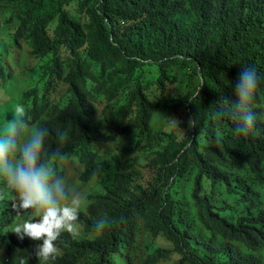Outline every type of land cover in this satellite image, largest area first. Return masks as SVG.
<instances>
[{
  "label": "clouds",
  "instance_id": "clouds-1",
  "mask_svg": "<svg viewBox=\"0 0 264 264\" xmlns=\"http://www.w3.org/2000/svg\"><path fill=\"white\" fill-rule=\"evenodd\" d=\"M120 1L0 0V264H175V207L158 202L171 191L185 230L209 201L231 208L228 223L263 253L264 0ZM183 13L229 95L204 93L224 85L202 74L185 101L126 49L132 21L147 14L175 38ZM199 95L226 121L208 190L202 168L183 181L176 168L193 148ZM161 223L168 233L155 236Z\"/></svg>",
  "mask_w": 264,
  "mask_h": 264
},
{
  "label": "trees",
  "instance_id": "trees-1",
  "mask_svg": "<svg viewBox=\"0 0 264 264\" xmlns=\"http://www.w3.org/2000/svg\"><path fill=\"white\" fill-rule=\"evenodd\" d=\"M67 1L68 3L89 5L94 3L93 0ZM114 1L117 4H122L120 0ZM140 7L144 9L146 5L143 4ZM138 11L146 12L140 11L139 8ZM95 14L98 16L97 12ZM179 17L184 19L182 34H178L174 38L173 33H169L167 39H161L155 29L157 23L149 15H143V23L138 24V21H132L129 26L126 49L141 59L142 67L153 66L161 69L160 73L164 81L175 84L181 93L188 97L185 101H190L193 96L197 95L199 88L203 85L202 74L206 82L222 81L224 85V87L217 88L205 85L204 93H220L219 96L229 95L230 92L225 89L230 85L226 82L227 72L224 70L220 73L212 63L206 67L203 66L208 59L193 45L186 31V20L190 19L191 15L183 13ZM198 97L192 106V113L196 118L193 148L186 151L176 168L180 181H183L184 177H193L198 168H202L199 186L208 190L212 188L216 171L221 168L220 155L223 148L217 146L224 142L227 133L221 128L219 121L221 123L226 121L221 119H218V122L213 121L214 114L219 113L209 111L202 95ZM186 127L185 129L189 131V124ZM190 138L192 139V135ZM185 145L186 142H182L179 147L184 148ZM177 187L175 184V189ZM170 195L173 200L168 201L162 197L158 202L161 205L168 204L175 207L173 223L179 232L176 238L173 237L171 243V250L176 252L175 264H264V252L260 253L261 244L256 243L252 249L247 248L243 243L245 234L238 229L237 225L228 223L227 216L231 208L219 211L208 201L206 207H199L193 215V233H190L181 226L177 219L178 209L182 206L177 200L176 193L171 191ZM217 213L225 216L224 219L219 220ZM113 228H115V221H111L109 226L110 230ZM161 230L165 234L168 233L165 224L161 223L157 227L155 236H158ZM209 231H212L213 236L203 242L202 240L210 235ZM154 247L157 248V245Z\"/></svg>",
  "mask_w": 264,
  "mask_h": 264
}]
</instances>
